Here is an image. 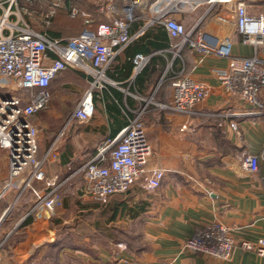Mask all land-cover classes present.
Segmentation results:
<instances>
[{"label":"crops","instance_id":"obj_1","mask_svg":"<svg viewBox=\"0 0 264 264\" xmlns=\"http://www.w3.org/2000/svg\"><path fill=\"white\" fill-rule=\"evenodd\" d=\"M202 10L200 7L186 15L193 21ZM247 11H264V0L248 1ZM159 26L149 30L164 29ZM137 27L132 25L130 31ZM166 35L172 43L167 31ZM140 38L116 56L108 73L114 83L105 89L109 92L107 87L114 88L121 94L124 114L146 105L145 133L151 148L146 168L147 173L163 171L159 187L146 189V173L125 192L114 193L102 202L87 193L83 173L76 178V172L71 173L74 156L67 151L58 154L53 169H47L48 185L38 186L36 191L54 189L61 196L60 205L52 214L33 216L26 224H22V217L9 228L2 224L5 244L0 248V264H264V256L239 246L242 240L255 243L264 238V107L246 103L219 84L214 70L227 66L226 57L207 54L198 61L197 53L190 49L176 57L173 44L148 52L162 57L165 63L139 93L134 88L136 74L129 58L133 45H142ZM251 52V46L234 33L232 54ZM176 58L180 69L173 71L171 64ZM180 72L203 81L209 89L191 116L155 104L170 100L171 81ZM87 86V77L68 67L53 79L50 94L69 89L82 96ZM258 95L264 102V90ZM144 98L150 101L146 104ZM96 111L100 116L85 121L78 136L99 134L110 138V124L101 102L96 104ZM81 150L77 164L80 171L91 155L89 149ZM249 153L261 154L257 171L242 166ZM17 186L5 195L0 213L4 214L25 190ZM213 220L224 223L235 239V249L228 259L192 251L185 244L195 229Z\"/></svg>","mask_w":264,"mask_h":264},{"label":"built area","instance_id":"obj_2","mask_svg":"<svg viewBox=\"0 0 264 264\" xmlns=\"http://www.w3.org/2000/svg\"><path fill=\"white\" fill-rule=\"evenodd\" d=\"M32 1L0 0V150L4 151L0 155V201L17 185L21 190L28 187L37 195L30 209L34 216L54 212L61 203L58 193L54 189L38 193L32 183L44 179V166L57 152L50 146L38 156L37 127L31 117L47 107L53 79L70 67L82 72L88 82L71 116L88 121L94 112L93 92L114 83L108 76L112 61L150 27L161 25L176 38L172 45L176 57L184 49L197 53L198 61L207 54L226 57L227 66L214 70L219 84L246 103L264 107L258 95L264 90V11L249 13L247 2L251 0H90L99 16L69 3L68 15L82 16L83 25L78 34L60 38L47 32L60 3L52 2L38 13L40 29L25 19L33 12ZM200 7L202 12L186 27L179 16ZM135 22L140 24L131 32ZM234 33L251 46V54H232ZM149 58V54H134L133 72L141 71ZM208 93L203 81L180 72L171 81L170 100L155 104L191 116ZM145 107L132 110L126 125L114 137L104 139L83 165L84 185L93 198L103 202L146 175L151 148L142 119ZM260 156L246 154L243 168L257 171ZM162 178L161 169L147 173L146 189H157ZM185 244L192 251L220 259L230 258L236 246L229 228L216 220L195 229ZM239 246L264 256V238L255 243L242 240Z\"/></svg>","mask_w":264,"mask_h":264},{"label":"rangeland","instance_id":"obj_3","mask_svg":"<svg viewBox=\"0 0 264 264\" xmlns=\"http://www.w3.org/2000/svg\"><path fill=\"white\" fill-rule=\"evenodd\" d=\"M52 2L60 3V6L57 9L56 17L52 24V28L60 30L61 36L66 37L75 35L81 25V22L83 21V18L80 15L75 19H71L70 17H68V5L66 0H33L32 4L30 5V9L33 12L31 15H25V19L29 21L34 27L41 29L42 25L38 20V13L46 11L50 7ZM91 3L92 2L90 0H85V4H83L81 7L79 6L81 11H90L92 9ZM80 95L81 94H76L74 93V91L69 89H62L56 94H50L48 107L43 111L38 112L35 115L33 121V123L37 127V137L39 143L38 152L43 154L50 146L54 147L57 155H61V153L67 151L68 154H70V156H74L75 159V163H73L72 167L73 171H71V173L76 172V174H74L76 175L75 178L83 173V169L82 171H80L79 166L77 165L79 160L78 157H80L82 152L84 151H82L81 149H89L88 153L92 154L94 149L104 140V138H102L99 134H93L89 138L77 135L78 131L84 129L86 125L85 122L77 121L71 116L72 110L81 97ZM95 115L97 117L100 116L99 113L95 110L91 119ZM144 115L145 112L142 116L143 121ZM76 144L81 146L80 149L75 146ZM3 154L4 151L0 150V155ZM53 160L54 159L47 162L44 166V179L32 183V187L35 190H38V186L42 187L48 185L47 180L50 177V171H47V169L50 166L52 168ZM0 165L3 164L1 163ZM76 169H79V171H74ZM56 182H58V178H56ZM58 195L60 196L59 193ZM28 196H30V198H28L29 200H26ZM36 197L37 195L33 193L31 188H25L20 196L14 199L9 207H6V212L4 214L3 211L2 213H0V227L2 224H5V226L9 228L10 225L15 223L20 217H22L23 220L26 219V217H32L33 213L30 212V209L34 204ZM3 199L0 201V206ZM4 233L5 232H0V248L5 244V241L2 240Z\"/></svg>","mask_w":264,"mask_h":264},{"label":"trees","instance_id":"obj_4","mask_svg":"<svg viewBox=\"0 0 264 264\" xmlns=\"http://www.w3.org/2000/svg\"><path fill=\"white\" fill-rule=\"evenodd\" d=\"M66 1H67V5L69 3H73L76 6L78 5L77 7L80 11H81L80 7L83 4H85V0H66ZM91 5H92V9L88 12L92 13L94 16H99L100 14L98 13L97 8L92 3H91ZM188 16L189 15H186V14L181 16V21L185 24L186 27L190 25V23L192 22V19H193V18L189 19ZM55 17H56V14L52 20L51 25L48 27L47 32L51 37H57V38L65 37V36H61L60 30L52 28V24H53ZM68 17H70V16L68 15ZM77 17H75V18H77ZM70 18L75 19L72 17H70ZM139 24H140V22H135L133 25L138 26ZM82 25H83V21L81 22V25L78 28L76 34H78V32L80 31ZM159 27H161V26H159ZM149 29H151V28L147 29V33L145 32L146 34L144 33L143 34L144 36H142V38L139 37L140 38L139 41L143 42L142 45L140 46L138 43L133 45L132 53L130 54V58H129L130 63H131V58L136 53L148 54V52L151 51L152 49L167 46V45L173 44L176 41V38H173L172 43H170V39L166 35V31H165L166 29L165 28H164L165 29L164 30L161 27L157 31H154V30L150 31ZM66 37H68V36H66ZM128 45L124 49H126L128 47ZM184 50L182 51V53L184 52ZM113 61L111 63V66L113 65ZM164 63H165V61L163 60L162 57H160L158 55L150 56L149 61L145 65V67H143V69L136 74L135 81H134V88L139 93H142L143 91H145V89H146L145 85L147 83V80L150 78V76L153 74V72L156 69H158L160 71L163 68ZM131 65H132V63H131ZM155 65H158V68H156ZM171 66H172L171 69L173 68V71L179 70L180 69V60L178 58H176L172 62ZM113 67H114V65H113ZM110 72L111 71L108 70V73H110ZM107 88L109 89L108 90L109 92H107L105 88L101 89V91L95 90L93 92V103H94V112L96 110V104H98V102H101L103 104L104 111L108 117V123L110 124L111 132H110L109 137L111 138L126 125L127 117L131 116L132 114L130 112L126 113V114H124L122 112L121 94L114 88H110V87H107ZM94 112H93V114H94ZM37 141H38V137H37ZM38 145H39V143H38ZM38 151H39V146H38ZM95 151H96V148L94 149L92 154L89 156V158L95 153ZM65 153H67V152H65ZM41 154L42 153L38 152V156H40ZM33 216L34 215H32V217ZM32 217L31 216L26 217V219H24L22 221V224H26V223L30 222Z\"/></svg>","mask_w":264,"mask_h":264}]
</instances>
